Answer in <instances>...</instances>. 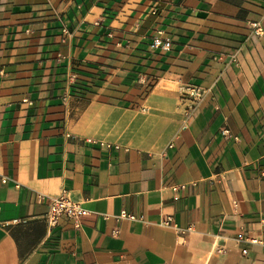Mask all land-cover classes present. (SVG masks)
<instances>
[{"label": "crops", "instance_id": "crops-1", "mask_svg": "<svg viewBox=\"0 0 264 264\" xmlns=\"http://www.w3.org/2000/svg\"><path fill=\"white\" fill-rule=\"evenodd\" d=\"M0 264H264V0H0Z\"/></svg>", "mask_w": 264, "mask_h": 264}, {"label": "built area", "instance_id": "built-area-1", "mask_svg": "<svg viewBox=\"0 0 264 264\" xmlns=\"http://www.w3.org/2000/svg\"><path fill=\"white\" fill-rule=\"evenodd\" d=\"M250 28L252 33L256 36L262 35V30L259 23H251ZM150 49L153 51H159L162 53H168L171 50V42L168 38L164 37L161 32H158L151 40ZM187 94L191 99L192 107L198 105L204 97V93L202 90L196 87H189L187 89ZM223 134H228L226 131ZM182 188V187H181ZM176 190V189H175ZM87 212L81 207V205L73 201L71 198L67 197L66 195H61L58 198L50 199L48 204V210L45 215V221L49 228H53L58 225V223L62 219L71 220L76 228H79V220L83 216H85ZM117 219H126L129 221H137L141 220L142 218H136L132 215L127 214L126 212H122ZM162 226L165 227H172V219L167 218L165 221L162 222ZM180 234H186L191 232L190 228H187L184 231H178ZM116 234V232L114 233ZM243 241H246V239ZM251 244H257L256 241H249ZM221 252V250H219ZM246 251H243L242 254H245Z\"/></svg>", "mask_w": 264, "mask_h": 264}]
</instances>
